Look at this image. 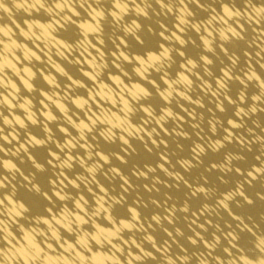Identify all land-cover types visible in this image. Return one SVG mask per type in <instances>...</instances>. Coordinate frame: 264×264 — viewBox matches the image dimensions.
<instances>
[{
    "label": "bare ground",
    "instance_id": "bare-ground-1",
    "mask_svg": "<svg viewBox=\"0 0 264 264\" xmlns=\"http://www.w3.org/2000/svg\"><path fill=\"white\" fill-rule=\"evenodd\" d=\"M262 212L264 0H0V264H254Z\"/></svg>",
    "mask_w": 264,
    "mask_h": 264
},
{
    "label": "clouds",
    "instance_id": "clouds-1",
    "mask_svg": "<svg viewBox=\"0 0 264 264\" xmlns=\"http://www.w3.org/2000/svg\"><path fill=\"white\" fill-rule=\"evenodd\" d=\"M131 2L133 4H135V0H131ZM37 3H39V0H37ZM82 3H87V0H82ZM16 7L19 8V7H22V5L17 4ZM40 7H43V4H40ZM57 7H63V6L57 5ZM117 7H120L121 11H125L127 6L125 5V6L121 7L119 4H117ZM5 11H8V9H5ZM225 11L227 12L228 10L225 9ZM96 15L101 16L102 13L97 12ZM229 15H235L237 17H240V16H242V13L237 11L235 13H229ZM249 175H251V173H249ZM252 178L256 179V177H254V176ZM249 203H251V201H249ZM251 253H252V256L254 258V264H264V247L257 246V248L251 250ZM249 264H253V262L250 261Z\"/></svg>",
    "mask_w": 264,
    "mask_h": 264
},
{
    "label": "rangeland",
    "instance_id": "rangeland-1",
    "mask_svg": "<svg viewBox=\"0 0 264 264\" xmlns=\"http://www.w3.org/2000/svg\"><path fill=\"white\" fill-rule=\"evenodd\" d=\"M262 214H264V212H262Z\"/></svg>",
    "mask_w": 264,
    "mask_h": 264
}]
</instances>
